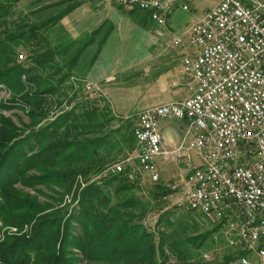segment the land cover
I'll use <instances>...</instances> for the list:
<instances>
[{"label":"trees","instance_id":"trees-1","mask_svg":"<svg viewBox=\"0 0 264 264\" xmlns=\"http://www.w3.org/2000/svg\"><path fill=\"white\" fill-rule=\"evenodd\" d=\"M19 2L0 0V85L12 94L0 109L26 116L17 115V123L0 112V219L32 225L29 236L0 241V264H241L248 258L252 253L228 246L200 211L169 205L160 177L150 180L135 160L82 189L76 212H67L63 197L77 174L98 176L136 154V120L118 118L105 93L87 91L79 74L96 61L109 27L78 41L60 24L78 4L42 16L41 8L24 10ZM113 3L130 16L137 9ZM97 35L99 48L87 61L84 51ZM42 186L52 202L41 204L28 190L42 194Z\"/></svg>","mask_w":264,"mask_h":264},{"label":"built area","instance_id":"built-area-1","mask_svg":"<svg viewBox=\"0 0 264 264\" xmlns=\"http://www.w3.org/2000/svg\"><path fill=\"white\" fill-rule=\"evenodd\" d=\"M104 1L150 11L157 36L163 37L167 12L174 6L189 11L198 0ZM210 1V9L189 27L190 49L181 57L190 94L166 102L167 110L153 106L140 111L133 130L137 154L111 164L104 173L122 172L135 160L140 172L155 181L160 177L156 157L167 153L177 161L186 158L192 167L176 204L200 211L219 227L228 246L254 253L264 264L263 7L259 0ZM179 44L178 36L170 42L172 47ZM83 81L87 91L103 93L98 83ZM161 120L185 122L173 150L163 149ZM189 152L198 156L196 166ZM240 262L249 260L243 256Z\"/></svg>","mask_w":264,"mask_h":264},{"label":"rangeland","instance_id":"rangeland-1","mask_svg":"<svg viewBox=\"0 0 264 264\" xmlns=\"http://www.w3.org/2000/svg\"><path fill=\"white\" fill-rule=\"evenodd\" d=\"M60 1L61 0H20L19 6L24 10L41 8V15L43 16L47 14L49 15L50 13H56L69 4H79L78 10L72 15H66V20L62 19V23H60L67 34H69V37L78 39V41H86L88 38L87 36H89L90 33L100 25L104 28L109 27L107 29L109 32L108 36L104 44H102L101 51H99L96 59L97 62H94V65L88 69V72L86 71V74L85 69H83L79 73L82 74V76H79L86 78L84 80H90L87 78V75L91 71V76L95 74V76L100 77L103 74H108L110 77H113L110 84H105L107 86L106 90L104 85L100 86L103 89V92L106 93V98L108 99L112 110L118 115V118L132 117L134 121L136 120L137 114L149 103L146 102V99H151L145 91L147 84L142 83L141 80L146 79L145 75L148 74L147 69L151 70L150 73L154 72L156 69L158 71L161 67H164L163 64L166 62H168V65L170 66L166 69V72L169 73L172 71V74H168L172 77L161 86H153L155 89L159 87L157 95L159 93L167 96L169 95L172 98L174 97L175 100H180L187 95L186 90L189 91L188 86L190 78L183 72V70L181 71L182 66L180 65L182 55L190 49L188 45L187 32L189 27L194 22L198 21L200 17L204 15L208 9H210L211 4L213 3L212 1L198 0L196 3L192 4L189 11L178 9L176 14L177 24L175 27L170 28L173 32H175V35L180 38V44L175 47V53H172L173 51L166 48L165 45L162 47L156 45L158 44V38L156 35L158 25L149 17L147 12L148 10L146 11L137 8L134 12H132V16H130L118 9L119 7L116 8L114 3L107 4L104 0H66L59 5ZM138 17H140V19ZM71 32L74 34H71ZM98 35L97 37L94 36L93 42L89 44L84 51L83 55L85 59L87 58V61H89L88 59H90L94 52L99 48L98 41L101 35ZM78 41L74 45L75 47L80 45V42ZM159 49H162L163 51H157ZM156 62H158L159 65H156ZM153 67H156L154 71L152 70ZM75 76L78 77L77 74ZM174 81L175 83L172 85ZM78 83L79 81H76L75 84L78 85ZM0 87L2 89L0 91V100L8 102L12 94L4 87V85H0ZM154 93L156 92L151 89L149 94ZM0 112H3L6 117L11 116L17 123V115L23 120L26 119L24 113L18 108L4 111H1L0 109ZM174 121L180 122L177 120ZM165 135L168 138H171L170 133L168 134V132H166ZM169 142L173 143L175 141L171 140ZM136 154H131L129 156H135ZM166 154L167 153L162 154V156L168 157ZM194 160L195 162L197 161L196 158ZM156 164L162 168L159 181H162L164 187L169 189V193L167 194L168 198L166 200H169V205H171V202L175 204L184 196L183 178L187 174L188 170L177 163L176 159L175 163L170 161L162 162V160L157 157ZM182 164L184 165V162H182ZM110 165L111 163L108 164V166ZM105 174L107 173L102 171L98 176H83L82 174H77V176H75L71 190H69V192L63 197L64 203L69 204V209L67 211L69 214L76 212L75 210L78 208L76 206V202L78 203L79 201L81 190ZM142 177L145 178L143 175ZM37 189L41 190L42 194L33 189L28 190H30L31 194L35 193L34 195L39 200V203L42 204L44 201L47 203L52 202L50 196L54 195L51 194L50 191H47L43 186L37 187ZM60 205L63 206L64 204ZM53 206L55 208L57 205L54 204ZM75 207L77 208L75 209ZM155 218L156 215L147 219L148 224L152 225ZM1 221L2 220L0 219V222ZM199 221L202 222V225L204 226L208 225V220L206 219L203 221L200 219ZM1 225L0 229H4V233L2 234L0 231V241L8 235L29 236L32 223H25L19 227L16 225L5 226L2 222ZM16 227L17 230H14ZM248 260L249 264H261V261L254 253L249 254Z\"/></svg>","mask_w":264,"mask_h":264},{"label":"crops","instance_id":"crops-1","mask_svg":"<svg viewBox=\"0 0 264 264\" xmlns=\"http://www.w3.org/2000/svg\"><path fill=\"white\" fill-rule=\"evenodd\" d=\"M259 2H260V4L263 7V9L260 11V16H261V19L264 20V0H259ZM107 4H110V3H107ZM78 8H79V4L76 5L75 8L72 9L68 14L72 15L75 11L78 10ZM178 9H180L178 6H174L169 12H167V14H166V16H167L166 26L164 28H162L163 31H164V35H163V37L157 36V38H158L157 39V43L158 44H156V45L157 46L159 45V47H162L163 45H165L166 48L171 49V51H173L172 53H175V47L170 46V42H171V40L173 38H175L176 35H175V32H173L172 29H170V28L171 27H175V25L177 24V15L176 14H177ZM62 19L66 20V16H64ZM62 19H61V23H62ZM71 34H74V33L71 32ZM71 36H73V35H71ZM157 51H161L162 52L163 50L159 49ZM174 59H175V57H174ZM96 62L97 61H95V63ZM152 65H153V63H152ZM156 65H159V63L156 62ZM163 65H164V67H161L160 70H158V71H157L156 67H153L152 70L153 71H154V69H156V70L154 72H152V73H150L151 72L150 69H147V73L148 74L145 75L146 79L145 80H141L142 83L147 84L145 91L151 97V99H146L147 101L144 100L146 102H149L144 108L151 107V106L158 105V104H163V103L175 100L174 97L172 98L169 95L167 96V95H164V94H161V93H159L157 95L159 87H157L156 89L153 87L154 85H160L161 86L163 83H166L172 77V76L168 75L169 73L172 74V71H170L169 73L166 72V69H168L170 67L168 65V62L164 63ZM180 65L182 66L181 60H180ZM181 71H182V67H181ZM90 72L88 73L87 78L90 79V81H92V82H95V83L98 82L99 85H104V88L106 90L107 86L105 84H107V83L110 84L113 77H110L108 74H103L100 77L95 76V74H93L91 76ZM142 83H138V84H142ZM174 83H175V81L173 82L172 85H174ZM131 85H134V84H131ZM151 89L154 92H156V93L149 94ZM186 92H187V95L184 96V97H187L190 94V92L188 90H186ZM105 95H106V93H105ZM152 99L155 100V101H153ZM176 100H179V99H176ZM184 128H185V123H183V122L182 123L181 122H176L174 120H161L160 121V131H161V136H162V146H163L164 150H173L175 147L178 146V144H179V142H180V140H181V138L183 136ZM166 132H168V134L170 133V137L171 138H168L165 135ZM171 140L172 141L174 140L175 142L170 143L169 141H171ZM189 153L191 155V161H192L191 163H192V165L196 166L197 164H199L198 156L194 152H189ZM156 158H155V161H156ZM158 158H160L162 160V162L163 161L164 162H169L170 161V162L175 163V160L172 159L171 157L165 158L164 156L161 155V156H158ZM195 158L197 159L196 162L194 160ZM182 162H184V165L182 164ZM177 163H179L184 168H187V170H188L187 172H189V170L192 167V166H190V164L188 163V160L186 158H183L182 160L177 161ZM157 167H158V170H159V173H160L162 171V168H160L158 165H157Z\"/></svg>","mask_w":264,"mask_h":264},{"label":"bare ground","instance_id":"bare-ground-1","mask_svg":"<svg viewBox=\"0 0 264 264\" xmlns=\"http://www.w3.org/2000/svg\"><path fill=\"white\" fill-rule=\"evenodd\" d=\"M155 109L156 110H167V103H163V104H159V105H156L155 106ZM158 179L159 178H155V181H158ZM2 222V221H1ZM1 222H0V227L2 226L1 225ZM6 226V225H5ZM5 228H8V227H5ZM25 229H26V227H25ZM3 230V231H2ZM0 229V231L2 232V234L4 233V229ZM14 230H17V227H16V229H14ZM19 230V229H18ZM1 232H0V238H1ZM6 233V232H5ZM3 239V238H2ZM30 264H32V263H30ZM249 264V263H248ZM254 264V263H253Z\"/></svg>","mask_w":264,"mask_h":264}]
</instances>
